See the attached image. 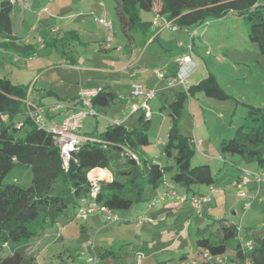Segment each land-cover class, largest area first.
<instances>
[{
  "label": "rangeland",
  "instance_id": "374dc122",
  "mask_svg": "<svg viewBox=\"0 0 264 264\" xmlns=\"http://www.w3.org/2000/svg\"><path fill=\"white\" fill-rule=\"evenodd\" d=\"M48 2H50L49 11L39 10L40 4L36 14L26 13L24 25L16 29V33L21 36L20 39L33 40L39 31L38 34L45 35L53 25L57 28L63 26L65 20L63 21L61 17L71 20L79 36L64 39L63 31H53L51 34L53 38L47 37L45 46L42 47L43 44H39L37 47V60L32 61L26 70L20 69L23 70L20 74L32 78L36 75V70L33 72L32 69L39 67L37 85L51 81L49 88L58 95L62 103L54 116L57 121L64 115L66 103L83 87L98 85V80L99 85L94 87L101 89L107 85V88L115 95H118L116 89L108 85L116 78L121 80L119 82L121 89L128 85L123 79L125 77H128L129 83H132L131 80H134V83L141 82V79H144L146 83L145 79L148 80L151 86H144V90L153 89L157 95L159 91L162 94L159 95L161 97L148 101L153 108L147 114L150 118L146 129L149 142L141 148L140 155L168 167L164 173V180L157 187L145 190L146 200H140L126 210H116L118 220L106 222L99 212L91 213L84 219L76 218L75 208L67 207L56 221L46 224L40 230L41 235L38 239L12 244L4 249L3 254L25 245L26 252L33 258L31 264H89L87 262L89 254L97 257V264H159L163 260L171 264L173 259L176 262L174 264H179L183 259L178 260V258L183 253L184 256H188L184 264H194L191 259L199 252L196 239L205 233L211 242L223 240L222 233L218 232L217 228L220 227L219 219L227 217L233 222L237 237L224 240L225 252L220 256L228 260L226 263L224 260V264H241L236 256L237 240H243L247 236L253 240H255L253 237H264V178L261 183H258L250 176L251 181L247 185L242 184L239 187L230 185L229 181L232 177L236 178L245 167H257V163L255 160L243 159L236 154H222L219 142L221 137L229 139L228 137L233 135L235 128L245 121L251 106H264V53H260L256 43L248 40L247 24L241 18L231 14L224 18L215 17L210 19L208 24L198 27L199 34L204 31L207 33L205 40L195 37L191 41L190 37L183 36L181 38L184 41L183 47L177 44V37L170 36L169 32L172 28L162 27L166 28L164 34H169L160 37L162 46L171 51L166 56L168 59L159 60V54L156 52L158 46L155 42L143 50L144 56L139 62L125 69L122 63L124 59L137 57L136 49L140 48L138 43L140 33L137 31L134 34L136 41L133 54L122 53V50L117 51L113 47L119 44L122 46L127 42L119 32L113 9L114 0H42V4ZM258 3L264 4V0H258ZM92 10L97 14L92 13ZM104 10L108 13L105 14ZM55 11L60 12L62 16ZM140 14L143 18L151 17L148 11H141ZM100 19L112 21L111 30L104 31L98 22ZM15 25L17 28V24ZM109 35L112 36L111 47L107 48L106 52L99 51L98 40ZM56 37L61 39L56 40ZM189 43L196 45L192 49L191 56L196 60L197 65L188 76V85L196 84L212 73L218 85L227 92L228 96L218 99L204 95L200 89H193L191 96L183 97L181 114L176 122L182 134L202 140L199 145H195V152L190 158V163L209 164L212 172L216 173L215 185L222 190L218 194H212L211 202L204 203L202 214H196L188 209L189 199H186L180 202L183 208L177 213H167L163 215L164 220H157L154 224L145 223L146 221L141 224L136 221L137 213L149 212L167 201L179 202L177 199L167 197L166 201L159 200L149 206L150 202L167 191L170 185L172 191L180 195L187 194L188 197L193 191L202 192L206 188L207 192L209 190V186L202 184H194L190 190H185L182 186L170 182L174 158L166 155L163 149L172 122L168 109L165 107L161 109L160 106L170 103L175 99L176 91L184 88L181 84L169 86L166 79H159L145 73L148 71L150 73L154 68H162L164 65L167 71L175 72L177 64L174 58ZM68 56H72L77 65L92 67L91 72L83 71L82 73L91 75L92 83L79 85L76 72L72 67L62 64L66 59L71 61ZM1 61L3 66H6L10 58H1ZM109 67L116 70L113 71L114 73L107 71L105 75L102 71ZM122 68L123 71L117 70ZM6 73L4 69V71L1 70L0 75ZM131 74H136V77L134 75L133 79L129 78ZM51 97L56 98L55 95L48 94L41 99L46 103ZM30 98L35 100L33 95ZM109 112L118 113L120 115L118 120H124L126 126H138L136 122L130 124V120L126 118L132 113L131 105L125 100L118 102L116 98L109 106L98 107L97 114L84 118L80 132H91L95 124L101 125L99 130L105 129V125L102 124L113 121V114L111 118L110 116L108 118ZM20 117L16 116L15 119ZM131 118L135 120V115ZM159 138L163 142H160ZM235 160L237 164H233L232 161ZM259 169L261 173L264 172V168ZM13 176L18 183L25 186L30 184L32 178L31 171L27 168L12 170L9 177ZM90 179L99 180L97 177ZM237 191H244L246 195L240 196L236 193ZM246 203H249L247 208ZM232 210L235 214H232ZM90 241L93 244L89 245V251L82 252L85 251L81 248L82 245ZM164 248L166 250H163ZM154 251L159 252L152 255ZM138 255L141 257L139 263H136ZM243 261L244 264H249L250 260L247 257ZM202 263L198 261L196 264Z\"/></svg>",
  "mask_w": 264,
  "mask_h": 264
},
{
  "label": "trees",
  "instance_id": "16d2710c",
  "mask_svg": "<svg viewBox=\"0 0 264 264\" xmlns=\"http://www.w3.org/2000/svg\"><path fill=\"white\" fill-rule=\"evenodd\" d=\"M114 2L119 32L127 41L122 46L126 50L135 41L134 34L137 31L144 42L155 33L152 20L143 18L140 14L141 11H148L153 12L154 16L158 14L171 20L175 29L189 28V33L208 24L215 17L235 15L247 24L248 40L256 43L260 53H264V4L258 3V0ZM13 5L11 0H0V46L18 49L23 46L14 45V39L10 36ZM194 34L190 36L191 41ZM183 50L184 48L180 53ZM29 85L14 84L7 77H0V264L32 263L33 258L26 252L25 245L13 248L7 254H3V251L12 244L38 239L40 230L46 224L56 221L65 208H75L92 188L93 184L88 178L91 169L98 167L111 171V179L97 180L95 198L116 212L126 210L140 200H146L145 190L157 187L164 180L168 167L140 155L141 148L149 142L146 129L150 120L142 109L136 110L138 126H126L124 122L118 121L107 124L103 130L88 133L86 139L71 150L68 161L64 164L54 143L52 130L37 124L27 112V108L34 110L39 105L43 108L44 117L51 122L45 105L35 103L30 98L31 91L27 90ZM193 89H200L204 95L218 99L228 96L218 85L214 75L209 73L198 83L188 85L187 90L176 91L174 100L160 106L161 109H168L172 122L163 149L166 155L174 158L170 182L185 190H190L194 184L212 186L216 182V173L212 172L209 164L190 163L195 144L191 136L180 132L176 122L181 114L183 97L191 96ZM116 98L120 96L101 88L92 96V104L97 109L109 106ZM16 116L21 117L15 119ZM228 138L220 139L222 154L231 153L243 159L255 160V168H264V106H251L245 121ZM232 162L237 164V160ZM18 168L31 171L30 184L25 186L18 183L14 176L9 177L10 172ZM206 193L193 191L191 196ZM176 195L179 197L178 201H183V195L186 199L191 197L187 194ZM163 200L166 201V198ZM144 213L151 216L150 211ZM219 225L223 240L215 243L207 236H200L196 239L199 252L207 248L212 254H222L226 247L224 240L237 237L234 225L224 221ZM253 238L252 249L245 254L236 243V256L241 264H244L243 260L247 257L249 264H264V237Z\"/></svg>",
  "mask_w": 264,
  "mask_h": 264
},
{
  "label": "crops",
  "instance_id": "0c3cea01",
  "mask_svg": "<svg viewBox=\"0 0 264 264\" xmlns=\"http://www.w3.org/2000/svg\"><path fill=\"white\" fill-rule=\"evenodd\" d=\"M39 5L41 6V8L39 10H44V12L49 11L50 2L43 3L42 4V0H24V2L21 3V4L18 2V4L13 5V11H12V32H11V35L10 36H11L12 39H14V45H19V46H23V47H19L17 49V48H14L12 46H6V47L0 46V72H1V70L4 71V69L7 72L4 75H0V77H2V76L3 77H7L14 84H27V83H29L30 85H29V87H28L27 90H28V92L31 91V95H33L34 98H35V100H32V101L35 102V103H43L45 105L46 110H47V112H48V114L50 116V118H49L50 121H51L50 123H52V124H60L61 121H62V119H63V117L66 115L67 111L69 109H71L70 106L73 105L76 102L77 95L75 97H73L71 100H69L68 103H66V108L64 109L65 111L63 110L64 111V115L61 117V120L57 121L54 116H55L56 111L59 110L58 109L59 107H57V106L60 105V104H62V103H60L61 101L59 100L60 98L58 97V95L51 88H49L50 87L49 85H50L51 81L49 80L47 82H44L46 84H39V85H37V78L39 77V73L37 71L39 70V67H35V68L32 69L33 72H35V70H36V75L32 76V78H30V76H23V75H21L20 73L23 70H20V69L26 70L31 65L32 61L37 60V55H38V49H37V47L39 46V44H43L42 47H44L45 46V42H47V40H46L47 37L48 38H53L52 35H51L53 31L54 32L63 31V37H64V39H66V38H68L70 36H73L75 38H78L79 35H78V32H77V28L74 25H72L71 20H67L64 17H61L63 21L65 20V24H63V26L61 25L59 28H57L56 26L53 25L51 27L50 31L47 34H45V35L38 34L40 32L39 31L37 33V37L35 36L33 38V40H30V39L25 40L24 39V40L18 41V42L15 41V40H18V39L21 38V36L16 33V29H18V28H20L21 26L24 25V23L26 21V13L30 12V13L36 14ZM55 12H56V14H60L61 15L60 12H58V11H55ZM104 12H105V14L108 13L107 10H104ZM92 13H96V12L94 10H92ZM150 13H151V15H150L151 17L148 18V19L149 20H152L154 18V13L153 12H150ZM14 21H15V24H17V28H16V25L14 24ZM98 22L102 26V28H103L104 31H108V29L106 28V26L101 21H98ZM109 22L111 23V27H112V25H113L112 24V21H109ZM82 30L85 31L86 29H82ZM165 30H166V28L163 29L162 27L156 29L155 33L152 34L151 37L146 42L143 41V39L141 38V36L139 34V42L138 43H139L140 48L136 49L137 50V53H138L137 54V57L136 58L134 57L135 59H124V61L122 62L125 65L124 68L125 69H128L130 66L135 65L136 62H139L143 58V56H144L143 50L146 49L149 45L154 44L155 42H157V46H158L157 47L158 49L156 50V52H158V54H159L158 55L159 56V60H161V58L167 60L168 58L166 56H168L171 51H169L164 46H162V43L160 42V39H162V38H160L161 36L169 35L167 33L164 34ZM197 30H198V28L193 29V31H192L193 34L195 32V34L193 36V40H194L195 37H199L200 39L202 38L201 40H205V37H206L207 33L204 31V32H202V33L199 34L197 32ZM189 32H190L189 31V28L188 29H173L172 28V30H170L169 33H170V36L171 35L172 36L174 35V37H177L178 38L177 44L179 46L183 47L184 41H182L181 38H183V36L190 37V33ZM181 33H183V35ZM63 37H61V38H63ZM107 37L108 36L102 37V38H100L98 40V50L99 51H104V52L108 51L107 48H106V45H105V44H107ZM61 38L56 37L55 39L57 40V39H61ZM135 41H136V38H135ZM135 41L132 43V46H130V48L128 50H126L125 48L122 47L125 43H123V44L121 43L122 46L119 44L122 47V53H132L133 54L134 49H135L134 48L135 47V44H134ZM119 45H114L113 47H115V46L118 47ZM195 46L196 45H193V49H194ZM201 47L202 46H200V48ZM5 57L10 58V62L9 63L7 62L6 63V66H3V61H1V58H5ZM69 58H70L71 61H68V59H66V60H64V63H62V64H64V65L68 64V65H70L72 67V69L76 72V78H77V80H79L78 81L79 82V85L80 86H83L84 84L86 85L87 83H92L93 82V79L91 78V75L89 76L87 74H82L83 71H85V72H91L92 71L91 70L92 67H83V66H81L79 64L77 65L75 63V59H73L72 56L69 57ZM13 64L15 66H13ZM163 67L167 69V67L165 65ZM15 70L17 72H15ZM32 70L30 69V71H32ZM115 70L116 69H113L112 67H109V68H104L102 72H104V74L107 75V73H106L107 71H111V73H114L113 71H115ZM117 70L123 71V68L122 69H117ZM145 73H147V75H149V76L150 75L155 76V74L152 72V70L150 71V73H149V71L148 72H145ZM134 75L136 77V74H134ZM134 75H132V74L129 75V78H132L133 79ZM33 79H35V80L33 81ZM123 79L125 81H127V84H128L123 89H121V86L119 84V82L121 80L118 79V78L112 80L111 81V84L108 85L109 87H112V88H115L116 89V92H117L118 96H120V98H117L118 102H121V101H124L125 100L128 104H130L131 102H134V101L137 102L138 100H140V97H138V98H131L130 95H129L130 88H131V84L134 83V80L132 81L130 79L131 80L130 82H132V83H129L128 77H125ZM26 80H28V81L25 83ZM145 81H146V83H144V79H141V82L140 81H137V82L138 83L140 82L141 84H144L143 87L144 86H147V87L148 86H151V84L148 83V80L145 79ZM97 84L99 85V80H98V83ZM98 85H92L93 87H83V88H86V89H93V88L94 89H100V88L94 87V86H98ZM102 88H105L106 90H109L107 88V85L103 86ZM48 94H53V95L56 96V98L55 97H51L50 100L45 103V102L42 101L41 97L44 96V95H48ZM121 94H123V95H121ZM161 94H162V92L159 91L158 92V95L156 94L153 98H151L149 100H153L155 98L161 97V96H159ZM161 99H163V98H161ZM149 106H150V111H152V109H153L152 106L151 105H149ZM107 114H108V118H109V116L111 118V114H113L112 115L113 120H118V118H120L119 117L120 115H118V113H116V112H109ZM137 114H138L137 112L136 113L135 112H132L131 114H129V115L126 116L127 120H130V124H133V122H136V124L139 125V121L137 119ZM132 115H135V120H133L131 118ZM118 121H120V120H118ZM106 122H109V121H106ZM106 122H104L102 125H105L106 126L108 124ZM122 122H124V120H122ZM100 126H101L100 124H95V126L92 128V131L91 132L98 131L99 130L98 128H100ZM88 133H90V132L81 133V134L84 135V136H86V135H88ZM197 139H200V138H197ZM159 141L160 142H163L162 139H160V138H159ZM94 169H102V170H104L107 173V176L102 177V179H105V180L111 179V171H109L108 169H103V168H98L97 167V168H93L91 170H94ZM244 170H256V171L260 172V169L259 168H255V167H252V168L245 167ZM243 172L244 171H242L241 174L237 175L236 178H235V176L232 177V179H230V181H229L230 182V185H235V182H237V181L240 180L239 178H241ZM92 177L99 178L97 175H94ZM88 178L90 179V177H88ZM99 179H101V178H99ZM249 181H251V180H249ZM249 181L246 182L245 185H247L249 183ZM212 186H216V185L214 184ZM170 187L172 188L171 185L169 186V188ZM209 188H210V186H209ZM215 188H216V191L213 192L214 194H218L222 190L221 187H219V186H216ZM202 192H207V188H206L205 191H202ZM213 193H211V194H213ZM254 194H256V193H254ZM211 200H212V195H211L210 201H208V202H211ZM180 202L181 201H179L178 203H173L172 200H171V201H167V202L162 203L160 206H158L157 208H155V209H153V210L150 211L151 212V214H150L151 216L148 217L149 219L146 220V222L145 221L144 222L145 223H153L154 224V222L157 221V220H164L165 217H163V215H165L167 213H171V212L177 213L178 211H180L179 209H182L183 208L180 205L181 204ZM149 206H150V204H149ZM188 209L191 210L190 204L188 206ZM202 212H203V209H202ZM202 212H201V214H202ZM143 213L144 212L139 213V214L137 213L136 217L138 215H140V214H143ZM232 214H235L234 210H232ZM221 221L222 222L224 221V223H230V224L234 225L233 222H231L230 220H228L227 217L221 218L220 221H219V223ZM217 229H218V232L221 233V230L219 229V227ZM220 233H218V236L219 237H221L219 235ZM201 236H206V234L204 233ZM261 238H263V237H261ZM163 250H166V248H164ZM87 251H89V246H88L86 252ZM82 252H85V251H82ZM158 252H155L154 251V252H152V255L157 254ZM198 253H197V255H198ZM222 254H220V255H222ZM141 255L140 256L139 255L137 256L136 263H139V258L141 257ZM220 257H222V256H220ZM95 259H96V262L94 264H97V262H98L97 257ZM180 259H183L182 262L181 261L180 262L178 261ZM186 259H188V256H184L183 253H182L181 257L178 258L177 262H179V264H184L186 262ZM194 259H195V257H192L191 260H194ZM224 260H225V263H226V261L228 262L227 259H224L223 258V263L222 264H224ZM198 261H202V260L201 259H197L196 260V263ZM170 263L171 264H174L176 262H174V259H173ZM159 264H167V263H166V261L163 260Z\"/></svg>",
  "mask_w": 264,
  "mask_h": 264
},
{
  "label": "built area",
  "instance_id": "2783aa9c",
  "mask_svg": "<svg viewBox=\"0 0 264 264\" xmlns=\"http://www.w3.org/2000/svg\"><path fill=\"white\" fill-rule=\"evenodd\" d=\"M13 3L19 2L20 4L24 2V0H11ZM100 21L106 26L108 30H111V23L108 21H105V19H100ZM171 27L175 29L176 27L173 25L171 20H167L163 18L162 16L155 14L154 18L152 19V28L158 29L160 27ZM193 35V32L190 33V36ZM112 41V36L109 35L107 37V44L106 48L111 47L110 42ZM117 51L122 50V47L119 45L115 48ZM192 53V44L189 43L187 46H184V50L175 56L174 61L177 64V70L172 73L170 71H167L166 68H154L152 72L155 74V76L159 79H166L169 86H174L176 84H181L185 90L188 88V76L191 74L193 69H195L197 62L191 56ZM97 89H86L82 88L79 90L76 98V102L71 105V109H69L66 113V115L63 117L60 124H52L50 123L43 115V108L39 105L34 107V110H31L27 108V112L32 115L35 119V122L39 124L40 126L46 127L49 130H52L53 132V140L56 146L59 149L60 157L64 164L67 163L68 157L70 155V152L72 149H74L80 142L84 141L86 139V136L82 135L80 133L83 120L88 115H95L97 114V109L92 104V96L96 94ZM131 98H138L140 97V100L137 102H131V108L132 112L138 109H142L145 111V114L147 115L150 113V107H149V99L153 98L156 95L155 90L149 89L144 90L141 83L135 82L131 84L130 93ZM57 107H61L58 105ZM113 123H117L118 120H113ZM193 143L195 145H199L201 143V139H195L192 138ZM250 176L252 179L257 181L258 183H261L264 178V172H258L255 170H244L240 180L235 182L236 186H240L242 184H245L250 179ZM92 185L91 190L89 191L88 195L84 198H82L79 202V204L75 207V217L76 218H87L89 214L94 212H99L102 215V218L104 221H116L118 220V214L105 204L98 201L96 197L98 185L96 179H90ZM216 191V188L214 186H210L209 191L206 194H198L193 195L189 199L190 207L193 208L192 210L196 214H201L204 203L210 201L211 199V193ZM240 196H245L246 194L244 191H238L237 192ZM169 197L170 199H179L177 197L176 192L172 191V188H168L167 191H165L163 194L155 198L153 201L150 202V205H154L155 202L159 200H163L164 198ZM97 199V200H96ZM186 197L183 195L181 200H185ZM246 208L249 206V203L245 204ZM149 216H147L146 213L140 214L136 217V221L138 223H143L144 221L148 220ZM240 251L245 254L249 250L252 249L253 246V240L250 236H247L243 240L237 241ZM93 242H85L82 245V248L87 250L89 245H92ZM249 249V250H248ZM201 259L202 264H222L223 258L220 257V254H212L209 249L204 248L201 249V251L198 253L197 256H195V259L192 260L193 263L196 264V260ZM87 262L89 264H94L96 262L95 257L89 255L87 258Z\"/></svg>",
  "mask_w": 264,
  "mask_h": 264
},
{
  "label": "bare ground",
  "instance_id": "6f19581e",
  "mask_svg": "<svg viewBox=\"0 0 264 264\" xmlns=\"http://www.w3.org/2000/svg\"><path fill=\"white\" fill-rule=\"evenodd\" d=\"M97 175L99 178L107 176V173L102 169H94L88 172V177L92 178V176Z\"/></svg>",
  "mask_w": 264,
  "mask_h": 264
},
{
  "label": "clouds",
  "instance_id": "9594fccd",
  "mask_svg": "<svg viewBox=\"0 0 264 264\" xmlns=\"http://www.w3.org/2000/svg\"><path fill=\"white\" fill-rule=\"evenodd\" d=\"M236 234H237V232H236Z\"/></svg>",
  "mask_w": 264,
  "mask_h": 264
}]
</instances>
